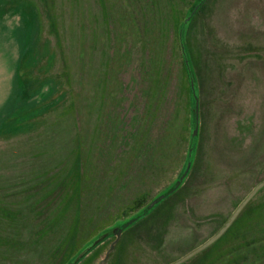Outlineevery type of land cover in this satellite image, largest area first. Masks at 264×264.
Listing matches in <instances>:
<instances>
[{"label": "flooded vegetation", "instance_id": "obj_1", "mask_svg": "<svg viewBox=\"0 0 264 264\" xmlns=\"http://www.w3.org/2000/svg\"><path fill=\"white\" fill-rule=\"evenodd\" d=\"M218 1L53 0L41 15L54 39L17 7L0 134L53 121L67 139L28 168L37 184L3 179L0 264H264V176L222 192L237 191L235 168L223 177L204 151L199 34ZM237 125L233 155L251 136Z\"/></svg>", "mask_w": 264, "mask_h": 264}, {"label": "rangeland", "instance_id": "obj_2", "mask_svg": "<svg viewBox=\"0 0 264 264\" xmlns=\"http://www.w3.org/2000/svg\"><path fill=\"white\" fill-rule=\"evenodd\" d=\"M48 1L0 0V77L2 67L7 63L6 44L23 35L17 26L19 22L13 19L15 14L20 15L17 7L25 3L29 8L34 6L39 24L42 22L39 25L41 35L50 34L54 39V33L46 30L41 15L42 8L53 4V0ZM9 4L14 5L13 10H9ZM58 37L61 38L60 34ZM58 37V44L64 45ZM199 37L205 75L203 109L199 116L202 117L207 166L220 171L222 167L226 168L223 177L230 175L234 167L238 177L237 191L231 181L219 187L222 192L233 189L241 195L246 185L264 176L261 169L264 164V0H219L217 7L210 9L203 21ZM239 118L249 120L251 136L249 141L235 144L237 154L233 155L226 146L231 144L228 139L236 133ZM58 124L48 122V126L39 125L32 131L19 134L21 136H13V131L18 128L14 124L10 126L11 136L0 134L1 186L7 187L8 182L3 179L14 175L16 181L27 183L28 178L34 176L28 168L40 165L48 156H56L57 147L67 139L61 136L62 129ZM35 180L30 179L37 184Z\"/></svg>", "mask_w": 264, "mask_h": 264}, {"label": "water", "instance_id": "obj_3", "mask_svg": "<svg viewBox=\"0 0 264 264\" xmlns=\"http://www.w3.org/2000/svg\"><path fill=\"white\" fill-rule=\"evenodd\" d=\"M192 89H193V95H194V97H195V101H196V126H195V128L193 129V135L195 134V132H196V130H197V123H198V98H197V93H196V91H195V89H194V85H193V81H192ZM188 165H189V160H187V163H186V167H185V169H184V171H183V173H182V175L180 176V178L178 179V181H177V183H176V185L180 182V180L182 179V177H183V175H184V173L186 172V169H187V167H188ZM175 185V186H176ZM256 189V188H255ZM254 192V191H253ZM163 195L164 194H162V195H160V197L159 198H161V197H163ZM158 198V199H159ZM158 199H155V200H153L152 202H150L149 203V205L147 206V207H149V206H151L154 202H156ZM242 204H243V202H242ZM241 204V205H242ZM241 205L237 208V210L241 207ZM146 207V208H147ZM236 213V212H235ZM235 213L231 216V218L225 223V225L223 226V228L215 235V236H217L225 227H226V225L230 222V220L232 219V217L235 215ZM214 236V237H215ZM213 237V238H214ZM212 238V239H213Z\"/></svg>", "mask_w": 264, "mask_h": 264}]
</instances>
